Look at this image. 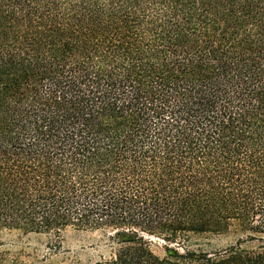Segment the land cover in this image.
Returning <instances> with one entry per match:
<instances>
[{"label":"trees","instance_id":"obj_1","mask_svg":"<svg viewBox=\"0 0 264 264\" xmlns=\"http://www.w3.org/2000/svg\"><path fill=\"white\" fill-rule=\"evenodd\" d=\"M68 227L111 234L91 264H264V0H0V232Z\"/></svg>","mask_w":264,"mask_h":264},{"label":"rangeland","instance_id":"obj_2","mask_svg":"<svg viewBox=\"0 0 264 264\" xmlns=\"http://www.w3.org/2000/svg\"><path fill=\"white\" fill-rule=\"evenodd\" d=\"M110 233L68 227L55 233L0 232V264H91L111 251ZM239 233L190 234L186 240L167 242L147 236L151 250L164 256L168 248L216 251L235 243Z\"/></svg>","mask_w":264,"mask_h":264}]
</instances>
